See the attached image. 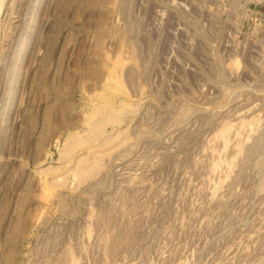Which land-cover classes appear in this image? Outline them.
Listing matches in <instances>:
<instances>
[{
  "label": "rangeland",
  "instance_id": "1",
  "mask_svg": "<svg viewBox=\"0 0 264 264\" xmlns=\"http://www.w3.org/2000/svg\"><path fill=\"white\" fill-rule=\"evenodd\" d=\"M199 6L0 0V264H264V15Z\"/></svg>",
  "mask_w": 264,
  "mask_h": 264
},
{
  "label": "built area",
  "instance_id": "2",
  "mask_svg": "<svg viewBox=\"0 0 264 264\" xmlns=\"http://www.w3.org/2000/svg\"><path fill=\"white\" fill-rule=\"evenodd\" d=\"M199 3V10L206 12L211 9L214 3L221 4L224 9H232V13L236 18L242 17L244 20H261L264 14L258 11L257 5L262 3L263 0H171V5L173 4L181 11L191 14L193 2ZM237 11V12H235ZM238 12H241L239 16Z\"/></svg>",
  "mask_w": 264,
  "mask_h": 264
}]
</instances>
